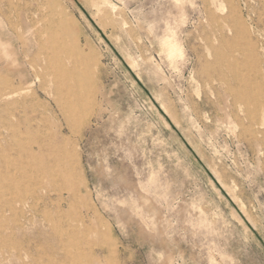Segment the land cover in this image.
Wrapping results in <instances>:
<instances>
[{
  "label": "rangeland",
  "instance_id": "obj_1",
  "mask_svg": "<svg viewBox=\"0 0 264 264\" xmlns=\"http://www.w3.org/2000/svg\"><path fill=\"white\" fill-rule=\"evenodd\" d=\"M7 61L0 264H264V0H0Z\"/></svg>",
  "mask_w": 264,
  "mask_h": 264
},
{
  "label": "bare ground",
  "instance_id": "obj_2",
  "mask_svg": "<svg viewBox=\"0 0 264 264\" xmlns=\"http://www.w3.org/2000/svg\"><path fill=\"white\" fill-rule=\"evenodd\" d=\"M53 37L55 38L56 34H53ZM40 42L41 40L37 39V42H33L31 44L34 45ZM74 48L75 50L79 49V45H75ZM55 58V56H48L47 64L43 69H41L36 64H31L33 72L29 73L27 70H22L20 81L27 84L41 82L43 88L46 91V95L50 99L57 97L61 102L74 103L73 105L70 104L68 106H63L61 110L64 113L69 116H74L77 114L80 119L87 120L91 116L94 109V82L92 81L89 86L85 85V76H83L85 72L83 73L84 70L81 72V65H75L73 72L71 71L67 74L71 82L65 83L63 78L65 79V76L67 77V75H59L56 73L55 65L57 60ZM87 61L89 62V60ZM86 70H88V68ZM12 72L13 68L9 61L0 64V103L2 104V111H7L8 108L16 103L17 101H15V98H17V96L20 94L19 91L14 87ZM32 77L33 80H30ZM50 77H55L57 83L56 89L51 86L50 81L47 82L48 78L50 80ZM35 99L36 98H32L31 101L28 97L22 99L20 105L23 116L26 117L27 113L30 110H33V100ZM47 107L49 106H46V108ZM16 233L25 234V231L23 228L19 227L16 230Z\"/></svg>",
  "mask_w": 264,
  "mask_h": 264
},
{
  "label": "clouds",
  "instance_id": "obj_3",
  "mask_svg": "<svg viewBox=\"0 0 264 264\" xmlns=\"http://www.w3.org/2000/svg\"><path fill=\"white\" fill-rule=\"evenodd\" d=\"M221 10H223V8H221Z\"/></svg>",
  "mask_w": 264,
  "mask_h": 264
}]
</instances>
